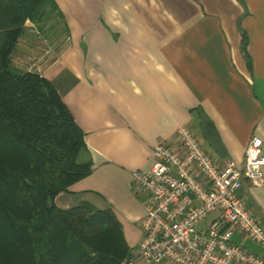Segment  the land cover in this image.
Masks as SVG:
<instances>
[{
    "label": "crops",
    "instance_id": "1",
    "mask_svg": "<svg viewBox=\"0 0 264 264\" xmlns=\"http://www.w3.org/2000/svg\"><path fill=\"white\" fill-rule=\"evenodd\" d=\"M53 1L62 36L39 42L26 35L27 22L12 62L19 71L35 65L84 133L79 160L92 174L59 195L58 208L111 207L133 248L146 196L132 174L150 171L153 148L173 144L179 127H190L219 165L242 163L253 137L264 154V0ZM239 194L264 226V180L245 181Z\"/></svg>",
    "mask_w": 264,
    "mask_h": 264
},
{
    "label": "trees",
    "instance_id": "2",
    "mask_svg": "<svg viewBox=\"0 0 264 264\" xmlns=\"http://www.w3.org/2000/svg\"><path fill=\"white\" fill-rule=\"evenodd\" d=\"M54 13L63 23L53 0H0V264H122L131 248L111 207L55 204L92 174L83 131L49 80L13 66L26 23L51 30Z\"/></svg>",
    "mask_w": 264,
    "mask_h": 264
},
{
    "label": "built area",
    "instance_id": "3",
    "mask_svg": "<svg viewBox=\"0 0 264 264\" xmlns=\"http://www.w3.org/2000/svg\"><path fill=\"white\" fill-rule=\"evenodd\" d=\"M152 157L150 171L132 174L146 196L145 217L141 240L122 264H264V226L239 194L245 181L263 186L259 138L248 142L242 163L219 165L193 130L181 126L175 142H159ZM236 235L260 252L238 244Z\"/></svg>",
    "mask_w": 264,
    "mask_h": 264
},
{
    "label": "rangeland",
    "instance_id": "4",
    "mask_svg": "<svg viewBox=\"0 0 264 264\" xmlns=\"http://www.w3.org/2000/svg\"><path fill=\"white\" fill-rule=\"evenodd\" d=\"M48 22L50 25H52L51 30L44 29V30L39 31L36 27H34L33 31H31V32L27 30L26 35L30 36L32 39L34 38V39L38 40L39 42H42L45 36L51 37L52 35H54V37L60 38L64 32L63 23L61 22L60 17L56 13H54L53 15L50 16V19ZM14 55H15V52L13 54V58H14ZM15 60H17L16 57H15ZM214 216H215V214H211L209 216V219H212ZM235 239H236V237L234 238V240ZM235 241L238 244H240L241 246L245 247L249 251H252V252L257 251V247H255L251 241L250 242H248L247 240L242 241L239 238L236 239Z\"/></svg>",
    "mask_w": 264,
    "mask_h": 264
}]
</instances>
